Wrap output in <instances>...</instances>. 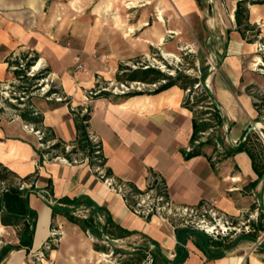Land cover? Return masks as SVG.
<instances>
[{
    "label": "crops",
    "instance_id": "1",
    "mask_svg": "<svg viewBox=\"0 0 264 264\" xmlns=\"http://www.w3.org/2000/svg\"><path fill=\"white\" fill-rule=\"evenodd\" d=\"M130 1L0 0V80L14 78L7 62L11 54H31L46 65V80L59 87L69 99L70 107H84L87 92L115 82L118 65L137 55L132 39L136 32L143 41L140 48L144 54L165 40L162 22L157 20L154 29L144 28L146 23L131 26L128 15L119 14L122 6L126 8L123 11L129 10L125 3ZM171 1L177 9H197L195 0ZM238 1L229 5V41L216 64V72L207 78L208 92L223 118L221 127L214 131L215 147L204 145L200 155L186 157L191 149L192 113L182 106L185 93L177 86L158 94L92 99L87 104L91 108L88 130L99 140L104 167L113 178L142 190L148 174L157 173L176 204L196 205L213 198L219 210L230 217L246 220L257 210L264 222V177L255 187H250L257 175L248 155L236 153L222 159L215 168L207 158L216 161L223 152L235 149L244 132L253 125L258 129L260 124L255 122L257 113L245 89L250 85L264 87V75L254 70L258 60L256 41L247 43L237 31L234 11ZM245 6L248 24L259 30L257 40L264 45V4ZM76 57L84 63L78 71ZM30 103L34 113L42 115L44 129L55 140L67 145L75 141L74 121L66 103L35 95ZM11 112L8 116L0 112V163L21 178L34 176L35 191L29 194L28 201L37 213V220L29 254L24 250L11 251L0 264H31V254L45 251L53 224L59 227L61 236L63 233L61 247L67 242L80 241L82 249L78 256L86 263L89 258L99 260L96 253L100 252L91 245L87 250L88 244L74 232L84 233L78 226L59 215L51 218L49 205L62 197H85L104 209L96 213V221L102 226L109 218L111 226L107 229L111 234L103 232L102 242L108 237L107 244H119L130 252L147 247L150 251L157 245L167 259L174 258L177 241L171 226L158 219L147 221L132 215L121 197L106 187L87 163L68 164L57 157L46 160L43 154L40 163L37 139L25 128L29 124L20 118L17 110ZM216 143L221 153L217 152ZM24 187L29 189L30 183ZM92 210L93 207L81 206L75 214L87 217ZM42 214L47 218L45 227L40 225ZM258 216L251 222L256 223ZM38 234L41 237L37 243ZM253 242L241 241L223 257L207 259L190 238L185 245L188 256L182 264H264V241L255 251H252ZM6 244H18L16 230L0 223V248ZM147 251L144 252L149 255ZM64 254L65 250L54 249L48 252L46 260L51 264H72L59 260Z\"/></svg>",
    "mask_w": 264,
    "mask_h": 264
},
{
    "label": "trees",
    "instance_id": "2",
    "mask_svg": "<svg viewBox=\"0 0 264 264\" xmlns=\"http://www.w3.org/2000/svg\"><path fill=\"white\" fill-rule=\"evenodd\" d=\"M246 3L251 5L264 4V0H240L236 3V9L234 11L237 31L240 33L242 39L247 43H254L257 41V37L259 36V30L248 24V11L245 6ZM247 32L251 33L250 38L247 37ZM20 59L25 61L24 65L19 62ZM37 60V56H31L28 58V54H21L20 58L14 59V61H7L9 68H14L12 73L15 80L19 81L16 88L20 95L18 97L13 95L10 96V98L16 100L17 105H13L8 99L5 100V103L12 109L17 110L20 118L25 123L33 125L35 129L43 130L42 115L40 113H34L31 107L30 98L32 92L40 88L38 83L46 78L48 72L46 69L35 73L33 76H29L27 74ZM164 64L167 68L171 69L166 63ZM174 72V75H170L151 65H136L132 67L126 63H120L115 74V82L117 84L129 85L131 83H139L146 86L156 85V87L152 91H131L120 95H112L109 91H104L96 87L94 91L99 90V92L93 97V99L101 97L106 98L110 96L131 97L143 94H158L173 86L179 87L185 93L182 106L192 113V133L189 141L191 149L186 154L187 158H191L193 156L200 155V149L204 145H214L215 147V133H211L208 137H204L203 133L209 131L210 129L213 131L217 130L221 127L223 118L204 84L208 75L206 71H200L201 75L199 77L188 75L177 69H174ZM254 91H258V88L254 85H250L245 89V92L252 97V105L257 113L255 122L262 123L264 125V93H255ZM53 93L61 96L63 100L60 102H52L66 103L69 106L76 130V139L70 145L73 146V148L69 152H66L65 146L67 144L61 140H55L54 135L44 129L47 133L46 139L54 141L55 143L48 150H37L39 162H42V154H48L49 160L62 156L71 161L72 155L81 153L83 157H88V165L90 167L97 164L105 169V160L103 158L100 142V153L96 156L97 159L100 160V163L93 161L95 148L88 136V121L90 119L91 110L90 106H87L86 112L82 114L84 107L80 106L77 108H71L69 99L66 98L60 90H54L51 87L45 97L47 98ZM20 98H23V100ZM201 103L204 104V109L199 111L197 108ZM0 112H2L1 109ZM260 130L264 136V128ZM203 138H205V141H201ZM197 141L199 143L195 144ZM239 152L246 153L251 160L252 168L257 175V179L250 184V187H255L264 177V140L260 138L256 131L252 130L247 132L246 130L240 144L231 151L223 152L219 155L220 158L216 161H213L211 157L207 158L211 167L215 168V165L222 159ZM105 175L112 176L111 171L105 169ZM34 179V176L21 178L0 163V223L3 226L14 227L18 238V244H6L0 248V262L11 251L24 250L26 255H28L32 249L37 213L30 208L28 196L30 193L35 191ZM28 183H30L29 189L25 187L21 189L22 184ZM50 185L51 181H49L48 184L49 189ZM81 206H84L85 208L93 207V210L87 217H81L75 214L76 210H78ZM49 207L51 209L52 219H54L57 215L62 216L69 223L78 226L82 232L88 234L96 240L101 239L103 232L111 234V232L107 229L108 226H111L109 218L106 219L105 224L102 226L96 221V213L104 211V209L95 206L85 197L73 199L62 197L56 200L55 203H51ZM262 219L263 216L260 214L256 223H250L254 232L248 234L242 233L230 242L228 241L229 239L220 241L213 240L204 233L190 228L175 227L174 233L177 243L175 249L176 253L172 260L167 259L156 245L155 249H151L150 251H147L148 247L146 249H141L139 253L140 255H138L139 257L137 259L125 261L123 264H140L144 259H147L148 254L144 251L149 252L151 264H182L188 256L185 245L187 240L190 238H193L194 245L207 257V259H218L223 257L226 252L230 251L241 241H255L258 236V232L264 231V222H262ZM50 249L54 250L56 248L51 245ZM93 249L97 252L103 253L108 251L106 247L101 245H93ZM121 252V250L115 249L112 253L115 254ZM44 257L45 259H48V252L44 251Z\"/></svg>",
    "mask_w": 264,
    "mask_h": 264
},
{
    "label": "rangeland",
    "instance_id": "3",
    "mask_svg": "<svg viewBox=\"0 0 264 264\" xmlns=\"http://www.w3.org/2000/svg\"><path fill=\"white\" fill-rule=\"evenodd\" d=\"M133 1L136 2L135 7H130L129 10L123 11L126 8L122 6V8H119V14L122 16H126L127 14L131 26L133 24L144 25V23H146L144 28L154 29L158 20V13L161 11L163 19L161 27L164 30L165 40H163L159 46L151 48L146 54H144L140 48L143 41L139 39V33L136 32V35L133 36L132 39L134 38L137 55L130 60L125 61V63L132 67L136 65H151L170 75H174V69H177L188 75L199 77L201 75L200 71L203 72L204 70L208 73L204 83L207 87V78L211 73L216 72V64L224 54V50L229 41L227 27L230 18L228 8L234 0H195L197 3V9L195 11L187 10L186 7L184 10L181 8L177 9L175 3L171 0ZM119 23L120 22H118L117 25H120ZM247 37H251L250 32H247ZM21 54V52L11 54L8 58L10 61H14V59L20 58ZM23 54L26 55L25 53ZM256 55L258 56V54ZM31 56V54H28V58ZM19 62L22 65L25 63L22 59H20ZM163 62L171 69L167 68ZM41 63L43 62L38 60L37 63L30 68L28 72V74H30L29 76H33L38 72L37 69L41 67ZM13 69L14 68H11L10 72H12ZM44 69L46 70L47 68L45 67ZM255 74L257 76L259 75L256 72ZM18 84L19 81L14 78L0 80V109L3 113H6V116L10 115L13 109L5 103V100L8 99L10 103L17 105V103L13 101L14 99L10 98V96L13 95L18 97L20 95L16 88ZM38 86H40V88L32 92L31 96L35 95L42 97L47 101L59 102L55 100V98L49 100L45 97L51 87L54 90H60L54 83L47 80L39 81ZM103 86L110 91L112 95H114V93L121 94L125 91L120 84H117L114 81L109 82L108 84H103ZM154 88L155 87L152 85L142 86L132 84V88L130 89L131 91H152ZM89 92H87L86 95ZM254 92L264 93V87L258 88V91ZM197 109L199 111L203 110L204 104L201 103ZM3 116L5 117V115ZM262 128H264V125L260 123L259 129ZM77 159L79 160V157H77ZM91 171L96 175L95 168H91ZM99 180L104 184L101 179ZM74 232L80 235L83 243L88 244L87 250L90 249V245L92 247L93 245H101L106 247L108 251L106 253H96V256L98 257L97 259L99 260L89 258L88 263H86L85 259L78 256L79 250L82 249L80 248V241L73 243L67 242L64 244L65 246H60L61 232L56 224H53V227L51 228L50 242L45 245V251L52 252L50 249L51 245L56 249L65 250V257L62 255L59 257V260L62 262L70 261L72 264H99L100 261L104 264H123L125 261L137 259L139 257L138 255H140V252H130L126 247H121L119 244L114 243L107 245L101 240L91 238L86 233L82 234L80 231L76 230H74ZM242 233H238L228 241H232ZM115 249L121 250L122 252L113 254L112 252ZM127 251H129V253ZM74 254L75 257L69 258V255L74 256ZM33 255L35 256H32V254L29 256L31 264H51V261L45 259L44 252H38ZM140 264H149V261L148 259H144Z\"/></svg>",
    "mask_w": 264,
    "mask_h": 264
},
{
    "label": "built area",
    "instance_id": "4",
    "mask_svg": "<svg viewBox=\"0 0 264 264\" xmlns=\"http://www.w3.org/2000/svg\"><path fill=\"white\" fill-rule=\"evenodd\" d=\"M256 53L258 54V60L255 63V71L261 75H264V45L258 40L255 43ZM38 61V60H37ZM75 69L81 70L84 67V63L80 60V57L75 58ZM37 63V62H36ZM45 64L41 63V67L37 71L45 70ZM32 68V67H31ZM42 68V69H41ZM28 74V73H27ZM30 75V74H28ZM44 80L41 81H45ZM132 84L129 85L120 84L122 88L125 89L124 93L131 92ZM156 87V85H152ZM197 86V85H196ZM101 90H106V88L99 87ZM138 91V90H137ZM143 91V90H139ZM99 92L90 91L85 99L87 104L91 102L93 97ZM117 93H114L116 95ZM55 98L57 101H62L63 98L57 96L53 93L47 99ZM23 100V98H20ZM11 100V99H10ZM16 102V100H13ZM87 104H85L82 114L86 112ZM29 132H31L37 139L38 147L41 151L48 150L55 142L46 139L47 133L41 129H35L31 124L25 126ZM261 139L264 140V136L261 130L255 129ZM214 131L210 129L209 131L203 133L204 137H208ZM88 136L90 141L94 144V157L93 161L100 163L97 159V155L100 153L99 140L97 137L88 130ZM201 141H205L203 138ZM197 141L195 144H198ZM73 146L66 145L65 151L69 152ZM217 152L221 153L219 145L216 143ZM79 157V160L77 159ZM43 158L48 160V154H43ZM58 159L68 164H78L89 162L88 157H83L81 153L72 155L71 161L67 160L62 156H58ZM91 168H95L96 177L101 179L104 184L110 188L114 193L118 194L123 200L127 210L134 216L139 217L143 220L158 219L162 224H167L173 229L175 227L180 228H190L193 230L200 231L210 237L213 240H225L236 236L238 233H252L254 229L250 226L252 220H257L258 212L254 211L248 219L242 220L228 216L217 207V202L213 198L205 199L196 205H179L176 204L170 197L167 186L163 181L162 177L157 174L150 172L147 176L145 187L142 190L135 188L127 182L117 180L112 176L105 175V169L101 166L95 164ZM25 184L21 185V189L24 188ZM243 226V228H242ZM108 237H105L104 243H108ZM264 241V234H260L252 244V251H255ZM108 245V244H107ZM149 264H151L150 255L147 257Z\"/></svg>",
    "mask_w": 264,
    "mask_h": 264
},
{
    "label": "bare ground",
    "instance_id": "5",
    "mask_svg": "<svg viewBox=\"0 0 264 264\" xmlns=\"http://www.w3.org/2000/svg\"><path fill=\"white\" fill-rule=\"evenodd\" d=\"M135 4H136V2L132 0V1L128 2L126 5H127L128 8H130V7H135ZM158 14H159L158 15V21L162 22L163 19H162L161 11H159ZM46 219H47L46 218V215L45 214H42L41 221H40V223H41L40 225L41 226L43 225L45 227V225H46ZM40 237H41V235L38 234L37 243H38ZM61 239H64L63 233H62Z\"/></svg>",
    "mask_w": 264,
    "mask_h": 264
},
{
    "label": "water",
    "instance_id": "6",
    "mask_svg": "<svg viewBox=\"0 0 264 264\" xmlns=\"http://www.w3.org/2000/svg\"><path fill=\"white\" fill-rule=\"evenodd\" d=\"M257 128V125H253L249 128L248 132L252 131V130H255Z\"/></svg>",
    "mask_w": 264,
    "mask_h": 264
}]
</instances>
